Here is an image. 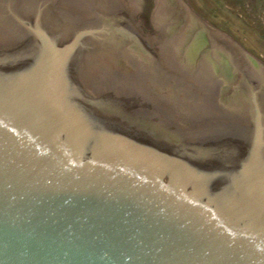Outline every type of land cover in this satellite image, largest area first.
I'll list each match as a JSON object with an SVG mask.
<instances>
[{
	"label": "water",
	"instance_id": "95a60500",
	"mask_svg": "<svg viewBox=\"0 0 264 264\" xmlns=\"http://www.w3.org/2000/svg\"><path fill=\"white\" fill-rule=\"evenodd\" d=\"M128 1L0 0V264H264V65Z\"/></svg>",
	"mask_w": 264,
	"mask_h": 264
},
{
	"label": "rangeland",
	"instance_id": "374dc122",
	"mask_svg": "<svg viewBox=\"0 0 264 264\" xmlns=\"http://www.w3.org/2000/svg\"><path fill=\"white\" fill-rule=\"evenodd\" d=\"M183 1L196 17L264 65V0ZM121 2L127 15L141 24L144 35L154 33L150 18L133 16L129 1Z\"/></svg>",
	"mask_w": 264,
	"mask_h": 264
},
{
	"label": "bare ground",
	"instance_id": "6f19581e",
	"mask_svg": "<svg viewBox=\"0 0 264 264\" xmlns=\"http://www.w3.org/2000/svg\"><path fill=\"white\" fill-rule=\"evenodd\" d=\"M128 14V13H127ZM131 15V14H130ZM129 16V15H128ZM130 17V16H129ZM131 18V17H130Z\"/></svg>",
	"mask_w": 264,
	"mask_h": 264
}]
</instances>
